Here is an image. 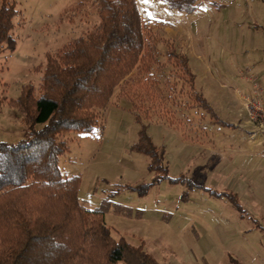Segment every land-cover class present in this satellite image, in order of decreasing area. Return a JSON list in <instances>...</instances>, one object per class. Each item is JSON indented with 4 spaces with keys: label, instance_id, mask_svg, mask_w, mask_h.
Instances as JSON below:
<instances>
[{
    "label": "rangeland",
    "instance_id": "rangeland-1",
    "mask_svg": "<svg viewBox=\"0 0 264 264\" xmlns=\"http://www.w3.org/2000/svg\"><path fill=\"white\" fill-rule=\"evenodd\" d=\"M11 1L17 11L11 30L15 46L0 52V140L17 142L30 132L20 110L6 100L16 99L26 83L38 86L35 68L46 53L92 29L98 17L91 0ZM166 1L136 0L143 59L115 88L91 133L61 136L68 149L58 167L64 176L80 178L83 207L110 201L104 216L114 237L141 245L160 264H264V229L251 228L255 219L264 223V162L230 151V129L198 106L188 76L168 55L172 47L186 56L191 28L203 32L197 48L223 51L231 36L240 44L254 22L264 25V0H198L190 13L170 10ZM197 75L198 91L210 76L206 70ZM220 95L206 94L217 116L236 119ZM141 132L163 149L167 166V176L145 194L135 187L151 183L160 170L148 169L150 158L134 148Z\"/></svg>",
    "mask_w": 264,
    "mask_h": 264
},
{
    "label": "trees",
    "instance_id": "trees-1",
    "mask_svg": "<svg viewBox=\"0 0 264 264\" xmlns=\"http://www.w3.org/2000/svg\"><path fill=\"white\" fill-rule=\"evenodd\" d=\"M197 1L167 0L166 7L190 13ZM90 4L98 23L55 52H47L35 68L40 72L38 86L26 83L16 99L6 100L20 110L30 134L17 142L0 140V264H160L141 245L114 237L104 216L110 201L83 207L78 198L80 178L64 176L58 167L59 156L68 149L61 136L91 133L115 88L144 55L136 0ZM16 13L11 0H1L0 52L14 49L11 30ZM170 48L169 57L193 88L187 57ZM193 97L215 121L229 125L201 94L194 92ZM134 148L150 158L148 169L160 170L151 183L135 187L145 194L155 180L167 176L163 149L158 150L143 132Z\"/></svg>",
    "mask_w": 264,
    "mask_h": 264
},
{
    "label": "crops",
    "instance_id": "crops-1",
    "mask_svg": "<svg viewBox=\"0 0 264 264\" xmlns=\"http://www.w3.org/2000/svg\"><path fill=\"white\" fill-rule=\"evenodd\" d=\"M211 4L218 7L223 5L214 1ZM253 28L252 31L249 29L248 36L244 35L240 39L238 46L235 44L237 39L231 36L230 43L226 42L229 46L225 47L224 44L223 51L211 44L208 47L202 45L197 48L196 37L199 42L198 35L203 32L197 33L195 29L191 28L187 32L190 39L188 45L190 50L185 52L188 66L189 61H193V65L189 66L193 74V90L201 94L216 115L212 102L206 96L209 90L221 94L220 96L225 99L231 114L237 113L236 119L225 121L229 123L226 127L230 129V134L227 135L230 151L246 152L249 157L255 156L264 162V131L250 120L245 106L246 101L250 99L258 100L264 106V25L254 22ZM206 33L208 34L206 36L209 37L215 35L211 32ZM249 52L253 55L248 54ZM218 53L221 54L218 56ZM220 57L221 61L218 62ZM205 70L209 73L210 79L205 82V86L200 85L197 91V72L203 73L205 76ZM222 92L225 93L222 94ZM259 223L258 219L253 220L251 228L254 230L255 228L264 229V223L262 226ZM260 236L263 238L264 233L261 232Z\"/></svg>",
    "mask_w": 264,
    "mask_h": 264
},
{
    "label": "built area",
    "instance_id": "built-area-1",
    "mask_svg": "<svg viewBox=\"0 0 264 264\" xmlns=\"http://www.w3.org/2000/svg\"><path fill=\"white\" fill-rule=\"evenodd\" d=\"M246 109L251 121H258L259 127L264 131V106L258 100H247Z\"/></svg>",
    "mask_w": 264,
    "mask_h": 264
},
{
    "label": "snow or ice",
    "instance_id": "snow-or-ice-1",
    "mask_svg": "<svg viewBox=\"0 0 264 264\" xmlns=\"http://www.w3.org/2000/svg\"><path fill=\"white\" fill-rule=\"evenodd\" d=\"M144 2H145V3H147V2H148V0H144Z\"/></svg>",
    "mask_w": 264,
    "mask_h": 264
}]
</instances>
